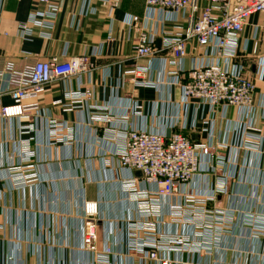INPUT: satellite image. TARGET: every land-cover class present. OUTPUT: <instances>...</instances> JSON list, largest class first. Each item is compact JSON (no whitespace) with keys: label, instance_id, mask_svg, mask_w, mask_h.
<instances>
[{"label":"crops","instance_id":"0c3cea01","mask_svg":"<svg viewBox=\"0 0 264 264\" xmlns=\"http://www.w3.org/2000/svg\"><path fill=\"white\" fill-rule=\"evenodd\" d=\"M57 1L59 11L51 29L34 27L28 22L30 14L45 11V5L34 0L0 1V72H5L4 79L0 80L2 90L8 85V70L21 71L37 60L58 57L64 61L87 55L95 62L90 75L83 73L49 83L35 100L40 109L38 118L37 113L19 123L17 118L0 115V264H91L81 247L86 201L99 204V251H103L106 243L114 248L108 264H153L150 259L128 250L131 243L128 222L138 221L139 214L135 200L124 188V181L134 176L139 179L140 188L153 191L155 186L144 182L138 171L119 168L115 152L122 141L120 137L114 138L107 124L93 121V113L109 112L116 118L120 130L135 126L166 134L179 131L198 143L209 141L212 122L213 141L224 138L226 119L234 124L237 112L229 108L226 114L222 106L212 111L193 99L186 102L179 85L148 87L136 83L140 79L131 71L137 66H151L144 78L156 82L162 76L161 65L135 54L139 31L131 30L126 20L132 15L142 20L149 16L148 29L157 32L158 40L163 30L180 35L174 23L167 20L165 11L154 10L148 14L144 0H119L109 15L112 3L92 0L96 13L84 15L85 0ZM262 23L260 14L252 15L239 40L241 46L247 43L246 74L256 82L260 96H264V67H259V57L251 54L255 44L254 27ZM23 24L32 27L34 34L28 38L20 36ZM187 24V20H181V25ZM43 30L49 35H43ZM260 36H264L262 28ZM258 42V54L264 56V40ZM161 43L162 40L160 44L157 41V48ZM204 49L194 41L187 44L188 55L183 62L186 69L206 57ZM168 70L175 67L168 66ZM87 88L92 92L89 99L74 102L67 98V91ZM11 103L12 98L5 91L1 105ZM134 103L141 106L140 114L131 111L126 117L127 107ZM52 120L72 129L70 142L54 139L55 144H49ZM20 125H33L35 130L23 131ZM256 125L264 128L262 108L258 109ZM30 138L34 156L29 165L35 168L38 179L30 186L15 189L9 179V167L11 162H19L21 140ZM261 150V153L240 148L222 150L229 161L226 169L231 172L235 169L237 176L230 181L226 194H219L206 206L209 210H231L236 218L230 228L217 235L212 246L184 254V258L203 259L212 264H264V142ZM216 177L214 172L199 176L193 183L195 192L209 194ZM255 185H258L256 193ZM150 193L163 212L164 224L158 228L188 232L192 246L200 247L197 234L200 229L184 220L177 223L168 214L170 206L179 202V193L164 199L154 191ZM244 215H252L256 221L246 222ZM149 220L156 221L155 217ZM144 236L142 229L136 230L137 242H143Z\"/></svg>","mask_w":264,"mask_h":264},{"label":"built area","instance_id":"2783aa9c","mask_svg":"<svg viewBox=\"0 0 264 264\" xmlns=\"http://www.w3.org/2000/svg\"><path fill=\"white\" fill-rule=\"evenodd\" d=\"M3 1V0H0ZM37 4L46 6L43 12L30 14L29 23L34 27L51 29L59 11L57 0H34ZM111 4L109 15L112 14L119 0H102ZM148 14L154 10L165 11L167 20L174 23L180 35L163 30L161 47L157 48L158 34L148 29L149 16L142 20L138 15L129 16L126 24L131 30H138L134 46L138 57H149L151 63L158 61L161 65V79L153 81L144 78L151 66H137L131 73L138 75L136 83L143 86L179 85L183 98L197 100L202 108L209 107L212 111L222 106L227 114L229 108L237 112L236 121L226 119L224 138L213 141L215 137L214 123H210L209 141L193 142L187 135L175 131L171 134L153 132L129 126L120 130L119 124L109 112L99 111L92 115V120L107 124L115 137H120L121 145L115 152L119 168L129 172L140 171L144 182L155 186L153 190L160 198H171L179 193L180 200L170 206L168 214L175 222L184 220L200 229L197 234L201 239L200 247H193L188 232L162 231L158 225H163V212L158 201L151 198V190L140 188L137 177L126 178L124 188L130 198L135 200L139 220L128 222L130 229V245L128 250L137 252L150 259L153 264H212L203 259L184 258V254L205 250L212 246L217 235L230 228L236 218L231 212L221 209L209 210L206 204L217 199L219 194H226L230 181L236 178L235 172L228 171L225 165L229 162L222 150L225 148H240L261 153L264 142V128L256 125L259 108L263 109L264 96L257 93L256 82L247 76L245 54L247 43H239L241 35L254 14L263 17V23L254 27L252 40L255 44L252 56L259 57V67H264V56H260L258 40L261 28L264 29V0H144ZM92 0H85L82 14H95ZM181 20H187L186 26ZM49 35L47 31H41ZM20 36L28 38L34 34L32 27L23 24ZM110 37V41H111ZM245 40H250L246 38ZM196 42L205 48L206 57L194 62L186 69L183 62L188 55L187 44ZM164 53H160V52ZM168 66L175 70H168ZM95 62L91 56H75L67 60L53 57L48 60H37L33 66L21 71H7V88H0L1 97L5 91L10 94L12 103L1 105L0 115L3 118H17L18 122L29 120L34 114L40 115L38 103L35 101L49 83L55 79H66L73 75L91 74ZM5 72H0V80ZM146 77V76H145ZM91 90L67 91V98L74 102L91 97ZM141 106L134 103L126 109L140 114ZM105 109V108H104ZM225 117V116H224ZM23 131H33L34 126H22ZM70 132L65 134V132ZM72 129L55 120L49 122V144L60 140L68 143L72 140ZM65 134V135H64ZM233 138V140H232ZM31 139L21 140L18 150V164L11 162L9 179L13 188H25L38 179L35 168L29 165L34 156L31 149ZM247 166V165H246ZM247 168V167H246ZM216 173V181L209 194L195 192L193 183L199 176ZM239 177V175H238ZM258 185H255L256 193ZM157 199V198H156ZM82 249L91 264H108L109 256L114 248L107 244L99 251L98 221L99 204L97 201H86L83 206ZM151 217L156 221L151 222ZM146 219V220H143ZM246 222L256 221L252 215H244ZM144 231L143 242L136 241V230Z\"/></svg>","mask_w":264,"mask_h":264},{"label":"water","instance_id":"95a60500","mask_svg":"<svg viewBox=\"0 0 264 264\" xmlns=\"http://www.w3.org/2000/svg\"><path fill=\"white\" fill-rule=\"evenodd\" d=\"M160 42H161V40H158V44H160ZM138 174H141V172H140V171H138Z\"/></svg>","mask_w":264,"mask_h":264}]
</instances>
